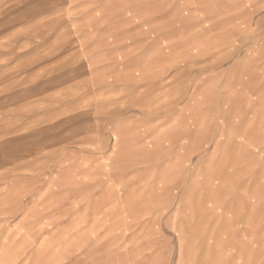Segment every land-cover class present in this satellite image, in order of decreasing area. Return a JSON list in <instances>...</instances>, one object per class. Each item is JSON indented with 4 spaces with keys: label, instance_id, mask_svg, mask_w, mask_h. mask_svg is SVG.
<instances>
[{
    "label": "rangeland",
    "instance_id": "1",
    "mask_svg": "<svg viewBox=\"0 0 264 264\" xmlns=\"http://www.w3.org/2000/svg\"><path fill=\"white\" fill-rule=\"evenodd\" d=\"M263 209L264 0H0L8 264H68L94 211L259 264Z\"/></svg>",
    "mask_w": 264,
    "mask_h": 264
},
{
    "label": "crops",
    "instance_id": "2",
    "mask_svg": "<svg viewBox=\"0 0 264 264\" xmlns=\"http://www.w3.org/2000/svg\"><path fill=\"white\" fill-rule=\"evenodd\" d=\"M102 213L94 211L80 217L82 242L77 248L74 246L68 264H172L169 256L160 253L157 244L135 231L140 228L138 213L130 216L131 219L123 215L115 224H108ZM7 227L6 223L0 224V264L10 263L11 247L15 242L7 233ZM259 246V264H264V243L261 241ZM254 261L249 259L244 264H254ZM190 263L183 260V264Z\"/></svg>",
    "mask_w": 264,
    "mask_h": 264
}]
</instances>
